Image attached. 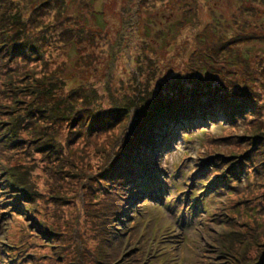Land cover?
<instances>
[{"label": "rangeland", "instance_id": "374dc122", "mask_svg": "<svg viewBox=\"0 0 264 264\" xmlns=\"http://www.w3.org/2000/svg\"><path fill=\"white\" fill-rule=\"evenodd\" d=\"M69 1L68 16L75 20L74 23L78 21L79 26H73L69 32L60 31L59 28H56L54 32L51 29L47 32L45 43L46 39L41 36L43 30L34 23L30 26L32 31L30 34L34 40L31 39L40 45L41 55L34 49L30 58L24 56L16 59L18 62H14L22 64L29 61L30 69L37 68L38 71L44 63L48 65V69L49 65L58 68L59 73H64L63 76L67 78L64 82L58 81V84L62 86L65 99L71 90L83 92L92 89L95 96L106 100L102 105L103 109L123 106L132 99V95L134 97V79L137 78V83L142 82V90L145 89L150 95L152 93L165 95L166 91L172 90L171 87H173L176 88V92H181L178 99L191 101L196 98L195 95L201 98L206 96V93L202 95L201 86L203 85L200 83L205 84L209 77H216L217 80L210 83L214 88L210 95H218L217 100L221 101H224L226 97L236 107L239 104L234 100L236 87L244 83L261 82L243 80L249 78L247 70L253 72V69L264 60V34L259 35V31L264 32V17L253 15L256 16L254 19L249 16L251 14L240 15L237 0H164L161 2L157 0L154 4L152 0H146L147 2L144 0ZM167 3H171L174 14H171L167 8L169 5L163 8ZM51 8L54 10L53 6ZM49 9L46 11L47 22H57L62 26L69 20L67 17L61 18L60 12L56 10L50 17L52 12L48 11ZM129 22L131 23L128 26ZM123 30L129 33L126 38L133 41L131 45L134 47L124 48L121 54L115 53L118 48H114L116 61L113 65L110 47L120 40L119 34ZM255 33L263 39L254 41ZM58 35H61L63 39L60 38L61 40L58 41V38H55ZM230 37H235L237 42L209 50L213 48L215 42L218 45L221 38L226 40ZM53 40H56V43H53ZM193 60L196 66L203 69V74L193 69V76L190 79L181 77L180 74L188 70ZM13 61L14 59L11 60L12 63ZM78 61H80L79 64ZM245 61L249 65L248 69L244 68ZM16 64L13 65L17 67ZM140 64L144 65L146 81H143L144 76L139 73ZM208 68L215 72L211 74L212 77L206 75ZM180 78L184 81L178 83H183L184 86L164 85L167 82H176ZM193 78L200 81H193ZM261 79L264 85V79ZM108 81L111 82L115 91L114 97L117 103L111 99ZM91 86L94 87L91 88ZM251 88L255 91L252 92ZM246 89L247 98L251 101H257L252 97L255 92L260 95V101L256 106L240 108L237 110L238 117L234 118L232 112L229 118L226 117L229 112L226 108L221 109V113L217 115L211 114V120L206 122L198 124L197 120L192 125L191 122L184 121L188 126L182 127V133L188 136L179 134L172 138L167 144V149H163L164 152L163 150L160 152L158 148L151 150L153 158L158 163L160 180L157 179L158 186L143 195L128 199L125 203L126 214L119 217L117 224L132 223L128 227L124 226L131 237L120 249L115 247L111 238L103 239L99 233L106 218L109 226L115 221L114 213H110L114 208L110 207L114 194H107L111 188L104 191L102 184L98 183V178H102L104 174V170L103 174L100 171L101 157L92 153L91 146L77 139L74 121L71 120L72 123L68 127L65 122L62 123L58 138L63 145V157L69 159L65 164L68 170L73 164L75 165V170H70V174L58 176L57 172L52 173L50 167H53L52 162L57 160L54 159L57 157L42 153L32 144L29 146L27 143L25 148L35 151V159L26 157L25 165L29 169H34L36 184L39 185L45 200L39 196V199L43 201L38 204L37 211L31 213L26 206H29V203L34 206L37 201L29 202V200L18 198L12 210L9 203L15 200L14 196L3 197V199L0 196V253L3 254V264H10V257L17 255L24 257L29 252H40V249H29L25 254L22 253L24 242L28 241L29 245L33 243L32 237H24L27 230L35 233L36 236L41 234L43 247L46 250L50 249L55 255H60L63 244H68L71 251L75 250L73 243L65 238H72L71 232L73 233L75 229L79 230L83 241L90 249L92 261L95 256L99 258L102 249L103 256L107 258L106 264H124L125 260L120 262L122 251L130 257L129 264L139 263L141 258L145 260V264H214L216 258L211 256L214 251L213 236L220 235L225 229L223 222L219 223L217 220L221 216L223 207L231 206L228 199L232 198V203L242 199L235 196L229 197L228 193L224 192V188H214L215 176L210 178L202 164L206 161L204 155L208 152L206 150L210 142L208 135L223 142L212 148L208 145L210 153L212 150V153L217 156L236 157L239 156L237 153L243 151L246 153L254 137L258 144H254L253 151L248 152L255 155L254 162L255 158L260 156V151L264 148V136H260V132L247 134L264 124V91L257 84H252ZM17 98L21 100L19 104L10 100L4 102L5 106L0 107V112L7 111L10 115L6 117L2 114L0 118L3 121H7V118L10 120L12 111L19 116L22 111L19 105L23 107L27 98L25 99V96ZM208 102L212 105L210 100ZM14 106L18 108L16 111L11 110ZM204 107L208 108V105ZM28 134L24 135V139L33 138L30 132ZM111 134L103 133L98 142L107 143V137ZM83 135L88 136L87 133ZM160 137L158 143H160ZM237 139L242 142L235 145ZM244 141L246 144L243 145ZM85 154L88 156L84 160ZM144 155L143 152H134L131 160L133 163L142 159L147 161ZM91 157H96L97 160L90 159ZM0 163V168L5 165L6 168L11 167L13 164L11 165L10 154L1 155ZM253 165L255 163L252 167ZM63 167L64 163L59 161L55 169ZM249 175L251 185H254L253 182L258 178L261 183L256 190L257 199L246 197L243 200L255 209L262 208L264 207V186L262 185L264 176L254 173ZM201 179L203 182L200 183ZM247 182L243 183V186ZM6 188L5 184H0V189L6 192L8 191L5 190ZM122 188L123 186L117 185L115 191L119 192ZM19 206H22V210L18 208ZM105 211H109L108 217L104 216ZM241 212V219L238 218L235 209H232L229 214L233 222V231L235 230L240 236L247 235L242 227L243 223L240 222L246 221L244 216L248 213L242 208ZM38 213L41 214V220L45 224L48 225L50 222L49 226L55 225L56 234H47L46 231L41 232L36 228L35 223L40 221ZM133 215L137 218L136 220L133 219ZM251 218L252 214L248 220ZM260 218L264 219V214ZM238 223L241 227H238ZM117 227L120 229L119 225ZM123 232L117 230L118 239L124 238ZM259 236L264 242V229ZM9 246L14 253H10ZM257 252L263 253L264 245L255 249L254 257L258 255ZM69 256L71 260L79 258L78 252H72ZM87 256L89 252L85 254V257ZM28 262L31 263L32 259H28Z\"/></svg>", "mask_w": 264, "mask_h": 264}, {"label": "trees", "instance_id": "16d2710c", "mask_svg": "<svg viewBox=\"0 0 264 264\" xmlns=\"http://www.w3.org/2000/svg\"><path fill=\"white\" fill-rule=\"evenodd\" d=\"M146 1V0H144ZM157 0H152L153 4ZM159 2L164 0H158ZM170 1V0H169ZM147 2V1H146ZM145 2V3H146ZM239 3L238 12L240 15L245 16V14H251L250 17L256 18V16L264 17V0H237ZM169 5V6H168ZM241 5V6H240ZM253 5V7H251ZM60 12V17H67L69 20L64 22V25L60 26L57 22H47L46 11H51V16L54 15V10ZM168 6V7H167ZM168 8L170 13L174 14L171 3H167L163 8ZM70 1L69 0H2L0 2V107L4 105V102L15 101L17 104L21 102L18 100V96L27 100L25 105H19L22 108L19 116H16L15 112L12 111L10 120L3 121L0 118V156H11V167L0 168V184H5L7 188L0 189L1 199L3 197L14 196V201L9 203L10 208L13 210L15 207V201L18 198H23L25 200L37 201V204L32 206H26L27 210L31 213L38 209V204L45 200L44 194H41L39 185L36 184V175L34 169H29L25 165V158L35 159V151L31 148L28 150L25 148L27 143L29 146L32 144L42 153H47L49 156H56L57 159L53 163V167H50L52 173L57 172L59 175L70 174V170H75V165L68 170L67 159L63 157V145L59 138V127L65 122L68 127L71 125V120L73 124L76 125L75 136L80 139L82 143H86L92 147V153L100 155L102 164L100 171L104 170L102 178H98V183L102 184L104 191L108 188L107 194H114V199H111L110 207H114L111 212L114 213L115 221H113L110 226L108 225L107 218L106 221L100 227V235L103 239L111 238L115 247L119 249L124 247L131 237L128 234V230L125 227L130 226L132 223L117 224L119 222V217H123L126 214L125 203L128 202L129 198L139 193L142 189L146 187L142 186L141 179H148L152 181L154 179L157 169L156 160L151 154L153 148H158L160 152L165 148L167 149V144L170 143L172 138H175L178 131L182 130L183 125H186L184 121H189L193 123H201L211 120L214 114L221 113V109H229V118L231 112L233 113V118L238 117V111L240 108L248 106H256L260 101V95L256 92L253 94V99L257 101H251L247 98V89L252 84H257L263 91L264 85V60L261 61L258 67L252 70H247L249 78L243 81H261L258 83H244L241 86H237L235 93V98L239 104L233 106L231 100L226 97L224 101L220 99L218 95L211 96V92L214 91L213 86L210 84L213 80H217L216 77H212L213 70L207 69L206 75H211L207 79V83H200L202 87V98L195 95L194 100H180L178 99L181 92H176V88H172L170 91H166L167 94L162 95L148 93L145 89L142 90V82L137 83V78L134 79L135 89L133 91L132 99L128 100L123 106L113 107L111 109H103L102 105L106 100L102 97L95 96L92 89L80 92L78 90H71L65 99L63 95L62 86L58 84V81H65L67 79L63 74L59 73L58 68L44 63L41 70L37 68L30 69L29 61L21 63L16 59H21L24 56L30 58V54L36 49L40 51V45L32 41L34 38L30 34V26L37 24L43 30L41 34L47 42V32H55L56 28L60 31L69 32L73 26H79L78 21L74 23L75 20L68 16L70 13ZM256 15V16H253ZM57 16H59L57 14ZM44 19V20H43ZM74 21V22H73ZM131 22L128 23V26ZM131 28L133 26H130ZM253 27V26H252ZM49 29V30H48ZM72 32V31H71ZM126 30H123L119 34L120 40L112 45L111 48V59L114 65L116 58L113 51L117 49L118 54L122 53L124 48H132L131 45L133 41L128 40ZM264 32L259 31V35H263ZM258 34L255 33L253 40L261 41L263 39ZM125 37V38H124ZM32 38V39H31ZM57 40L60 41L61 35L56 36ZM261 38V39H260ZM30 39V41H29ZM63 39V38H62ZM252 41V42H254ZM237 42L235 37H230L228 39L221 38L219 44L217 42L213 44V48H209L210 51L215 50L216 47H225L228 43ZM56 43V40H53ZM59 43V42H58ZM255 43V42H254ZM130 45V46H129ZM115 48V49H114ZM114 49V50H113ZM40 53V52H39ZM41 55V53H40ZM17 57V58H14ZM195 57V56H194ZM14 59L13 63L11 60ZM80 61H78V64ZM244 68L248 69L249 66L247 61L244 62ZM13 64H16L15 67ZM139 73L144 76L145 70L144 65L140 64ZM193 69L195 72H200L203 74L199 66L195 65L193 60L192 65L188 67V70L184 71L181 77H188L190 79L193 76ZM227 74V72H225ZM2 76V77H1ZM229 77V76H228ZM3 80V81H2ZM149 81V80H147ZM179 81H184L180 78L176 82L165 83L164 85L172 86L173 84L184 86L183 83H178ZM193 81H200L197 78H193ZM26 82V84H24ZM162 85V86H164ZM94 86H91L93 88ZM108 90L111 94V99L117 103L115 96V91L111 86V82L108 81ZM247 91V92H246ZM251 91L255 90L251 88ZM164 93V92H163ZM161 94V95H160ZM138 95V96H137ZM16 96V98H15ZM251 97V99H252ZM24 99V100H25ZM206 99V101H204ZM212 102V105L208 101ZM208 105V108L204 107ZM64 104L65 107L63 106ZM5 106V105H4ZM210 106V107H209ZM15 106L11 110H17ZM245 109V108H244ZM9 117L7 111L0 112V116ZM212 114V115H211ZM68 115V116H67ZM191 125V124H190ZM190 127V126H189ZM31 133L32 139H24V135ZM112 133L107 137V143L100 144L98 142L99 138L103 133ZM202 132V131H201ZM260 132V136H264V124L258 126V129L249 132V134ZM87 133L88 136L83 135ZM160 134V135H159ZM163 134V135H161ZM160 137V143H158V138ZM210 137V142L207 144L208 152L204 155L206 161L202 165L209 172V177L213 178L215 176L214 188H224L229 197L235 196L236 198H241L242 201H235L232 203V198L228 199V203L231 205L227 207L226 205L222 209L221 216L218 218V222H223L225 229L220 235L213 236V248L214 251L211 254L212 258H216L214 264H264V252L258 253L256 257L254 254L255 249L264 245L262 238L259 236L264 229V219L260 218L264 214V207L255 209L250 206L247 202H244V198L249 197L251 199H257L256 190L258 184L261 183L260 178L254 181V185H251L249 179L250 173L259 174L264 176V148L260 151V156L255 158V155L251 152L253 151V145H257L258 141L254 137L253 143H250L248 151H243L236 157H223L217 156L216 154L209 151L210 148L220 145L223 142L218 140L216 137ZM251 140V141H252ZM242 141L238 139L235 141V145H238ZM18 143V144H17ZM246 141L243 142V145ZM17 145V146H16ZM159 145V146H158ZM209 145V146H208ZM158 146V147H157ZM163 150L162 152H164ZM134 152H143L146 155V160L142 159L136 163L132 162V156ZM248 152V153H247ZM217 156L216 158L214 156ZM257 154V153H256ZM144 155V156H145ZM88 154L84 155V160L87 158ZM145 158V157H144ZM90 159H96V157H91ZM89 159V160H90ZM64 163L62 169H55L58 162ZM252 167V164H254ZM1 164V163H0ZM1 166V165H0ZM253 170H252V168ZM251 171V172H249ZM85 173L83 174V176ZM76 176H81L76 174ZM248 181V182H247ZM247 182L245 186L243 183ZM110 183V185H109ZM108 184V185H106ZM123 186L121 191H115L116 186ZM264 186V184H262ZM10 195H7L9 194ZM6 195V196H5ZM39 196L43 200L39 199ZM48 198V197H47ZM46 198V199H47ZM22 210V206L18 207ZM241 208L245 209L248 213L244 216L245 222L242 227L247 235H238L235 230L233 231V222L230 219V212L235 209L239 219L242 218ZM17 212V211H14ZM109 211L104 212V216L108 217ZM252 214V218L248 220L249 216ZM38 213V217H40ZM218 216V215H216ZM246 217V218H245ZM35 223L36 228L41 232L46 231L47 234H56L54 229L55 225H48L41 220ZM89 218V217H88ZM131 220V218L129 219ZM238 223V227L240 226ZM120 229H118V226ZM125 226V227H124ZM228 227V229H226ZM117 230L124 233V238H117ZM258 231H260L258 233ZM39 233V232H38ZM258 233V234H257ZM72 238L65 237L68 241L72 242L75 250L71 251L68 244H63L61 247L60 255H55L50 249L46 250L43 247L44 242L41 234L39 236L32 233L30 230L26 231L24 237H32L33 243L29 245L28 241L22 244L24 246L22 253H26L29 249H40V252H29L24 257H10V264H106L107 258L103 256L102 249L100 250V256L97 258L95 256L92 261L90 256V249H88L86 243L83 241L81 233L78 229L71 232ZM261 239V240H260ZM103 241V240H102ZM100 241V243L102 242ZM252 243V245H251ZM251 245V246H250ZM87 247V248H86ZM10 253H14L12 247L9 246ZM121 251V250H120ZM72 252H78V260H71L69 256ZM89 252V256L85 257V254ZM10 256V254L8 253ZM120 262L124 261V264H129L128 255L122 251ZM28 259H32L29 263ZM98 260V261H97ZM26 261V263H25ZM212 261V260H211ZM134 264H145L144 259H139V263Z\"/></svg>", "mask_w": 264, "mask_h": 264}]
</instances>
